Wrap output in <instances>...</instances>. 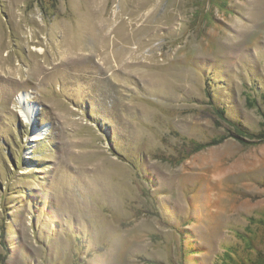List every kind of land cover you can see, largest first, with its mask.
Here are the masks:
<instances>
[{"label": "rangeland", "instance_id": "obj_1", "mask_svg": "<svg viewBox=\"0 0 264 264\" xmlns=\"http://www.w3.org/2000/svg\"><path fill=\"white\" fill-rule=\"evenodd\" d=\"M0 264H264V0H0Z\"/></svg>", "mask_w": 264, "mask_h": 264}, {"label": "bare ground", "instance_id": "obj_2", "mask_svg": "<svg viewBox=\"0 0 264 264\" xmlns=\"http://www.w3.org/2000/svg\"><path fill=\"white\" fill-rule=\"evenodd\" d=\"M93 39V38H92ZM23 95V94H22ZM20 103L24 104L25 106L23 107V114L22 117L24 120H30L32 115H35L36 108L28 101L24 100L23 97L20 98ZM41 135H37V138L39 139Z\"/></svg>", "mask_w": 264, "mask_h": 264}]
</instances>
